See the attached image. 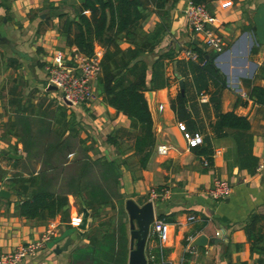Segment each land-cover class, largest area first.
<instances>
[{
	"label": "crops",
	"instance_id": "0c3cea01",
	"mask_svg": "<svg viewBox=\"0 0 264 264\" xmlns=\"http://www.w3.org/2000/svg\"><path fill=\"white\" fill-rule=\"evenodd\" d=\"M138 1V23L114 34V42L98 40L93 47L100 62L105 52L114 54L110 64L121 55L129 58L128 65L135 71L129 79L136 81L145 74L143 93L154 140L146 165L137 163L133 169L129 159L135 157L138 162L133 149L135 130L124 113L103 99L98 79L93 82L96 97L76 105L62 102L56 88L46 86L45 64L52 53L67 52L76 45L68 43L63 23L80 13L91 17V10L82 6L83 0H0V187L15 195L0 197V253L39 238L52 222L56 229L51 245L47 241L18 264H72L76 248L86 246L93 230L103 226L101 212L97 218L85 206L83 193H67V215L25 217L17 208L23 195L15 191L14 180L39 173L44 163H59L63 157L67 161L62 163H67L85 153L123 166L118 167L123 178L118 188L124 199L131 197L141 204L149 199L151 188L168 190L165 198L152 200L156 217L166 214L173 219L165 241L155 232L147 239L146 256L157 247L167 249L155 264H264V171L256 172L264 150V101L256 92V87L264 88V0L208 1L225 41L224 49L212 56L220 85L207 71L196 68V57L186 54L192 43L210 52L192 37L183 12L187 0ZM98 13L97 9L96 17ZM113 33L106 29L103 37ZM179 92L185 97V117H179L171 105ZM220 111L245 117L248 127L216 130ZM178 121L202 132L203 143L188 148ZM67 138L70 143L65 148ZM160 143L172 148L158 153L155 147ZM202 149L210 152L199 153ZM249 154L255 158L252 171L240 166V162L250 166ZM217 175L232 184L222 199L207 193ZM83 208L89 212L86 228L66 235L70 216L75 211L82 214ZM189 214L195 219L188 220ZM113 225L114 219L107 230ZM126 233L130 249L127 220ZM199 234L207 236V244L190 247ZM67 240L66 249L56 252Z\"/></svg>",
	"mask_w": 264,
	"mask_h": 264
},
{
	"label": "trees",
	"instance_id": "16d2710c",
	"mask_svg": "<svg viewBox=\"0 0 264 264\" xmlns=\"http://www.w3.org/2000/svg\"><path fill=\"white\" fill-rule=\"evenodd\" d=\"M193 1L208 4L209 0ZM139 5L138 0H83L82 6L89 8L92 16L87 17L80 13L77 14V19L68 18L63 23V32L68 43L76 44L80 50L91 54L95 41L114 42V34L130 29L138 23L141 16ZM97 9L99 13L96 17ZM106 29H113L114 33L103 37ZM191 50L197 55L196 68L207 71L213 82L220 85L221 78L212 64V56L215 53L201 51L194 43H192ZM113 57L114 54L109 52L102 55L100 62L102 74L100 71L97 78L98 84L102 86L103 99L130 119L131 127L135 130V133L132 134L134 153L138 157L139 166L144 167L154 140L152 117L143 93L145 74L141 70L136 72H142L138 80L129 79V74L135 72L128 65L129 58L121 55L118 61L116 59L110 64L109 61ZM256 92L264 101V88L256 87ZM184 98V95L179 92L171 102L173 110L179 117L186 116ZM224 127L246 129L248 121L233 111H220L214 128L220 130ZM193 129L191 131H194ZM218 134L222 133L218 132ZM69 143L70 138L63 139L65 148ZM62 150L61 147L59 152ZM68 150H71V147ZM26 152L30 155L28 149ZM50 152L48 151L47 154ZM198 152L208 155L210 151L202 149ZM247 159L250 166L241 165V162L240 166L252 171L251 166L254 165L255 158L249 154ZM64 161L67 160H64L63 157L59 163H44L39 173L18 177L14 180L16 181L15 191L23 195V198L18 201L19 213L28 218H51L59 212L67 215V193H83L85 206L92 209L96 216L99 213H96L98 206H109L116 209V215L115 218L113 217L114 225L110 231L107 230V227L110 226L109 223L112 219H108L106 222L102 221L104 229L96 227L97 231H93L90 242L84 247L76 248L72 264H127L129 244L126 222L123 218L125 210L121 205L123 199L121 193L118 192L120 172L115 161L92 158L85 153L76 154L67 163H62ZM115 199L118 201L116 202ZM158 218L167 222L173 220L166 214H159ZM166 252L167 249L163 246L150 250L148 256L149 254L154 255L153 259L149 258L150 264L160 261ZM187 254L184 253L186 256Z\"/></svg>",
	"mask_w": 264,
	"mask_h": 264
},
{
	"label": "built area",
	"instance_id": "2783aa9c",
	"mask_svg": "<svg viewBox=\"0 0 264 264\" xmlns=\"http://www.w3.org/2000/svg\"><path fill=\"white\" fill-rule=\"evenodd\" d=\"M186 23L192 31L193 39H197L207 50L218 53L224 49L225 41L218 32L216 18L204 2H194L187 0L183 9ZM186 54L195 58L196 53L188 49ZM47 71L46 86L53 85L60 91L59 99L69 105H76L80 102L92 101L96 97L93 82L98 78L101 71L100 55L93 51L87 54L80 50L77 45L69 47L68 51L55 50L51 59L45 64ZM177 126L182 133L188 148H196L203 143V134L198 130L191 131L183 121H178ZM172 146L168 143L157 144L155 149L158 153L166 154ZM207 159L203 160L204 165H208ZM264 171V150L261 153L256 172ZM232 190L231 182L221 176H214L212 184L208 187L207 193L212 199H222ZM169 192L167 189L157 190L151 188L149 199L166 197ZM82 214L75 211L69 218V224L78 228ZM188 220L195 219L194 214L187 216ZM56 225L52 222L46 225L39 238L20 243L13 250L0 253V264H18L28 256L36 254L47 241L55 235ZM169 223L162 218L155 216L151 224V232H155L161 241L168 238ZM154 255L147 256L153 259ZM259 264V263H254Z\"/></svg>",
	"mask_w": 264,
	"mask_h": 264
},
{
	"label": "water",
	"instance_id": "95a60500",
	"mask_svg": "<svg viewBox=\"0 0 264 264\" xmlns=\"http://www.w3.org/2000/svg\"><path fill=\"white\" fill-rule=\"evenodd\" d=\"M1 38V36H0ZM182 86V81H181ZM49 87L56 88L51 85ZM183 91V88L182 90ZM69 103L68 101H66ZM13 157H19L17 154H9ZM15 195L7 188L0 187V197L13 198ZM18 198L21 196L17 195ZM124 210L128 215L129 221V241L130 249L127 256V264H150L145 248L146 242L150 235L151 224L154 221V205L153 201L148 199L145 202L139 204L133 198L128 197L124 202ZM89 212L86 208H83L82 219L78 225L79 231H83L86 228L87 218ZM69 240L61 247L57 248L56 252H60L62 249H66ZM208 242V238L205 234H199L191 243L190 247L204 246Z\"/></svg>",
	"mask_w": 264,
	"mask_h": 264
},
{
	"label": "rangeland",
	"instance_id": "374dc122",
	"mask_svg": "<svg viewBox=\"0 0 264 264\" xmlns=\"http://www.w3.org/2000/svg\"><path fill=\"white\" fill-rule=\"evenodd\" d=\"M55 91H57V93H58V96H60V91L58 90V89H54ZM129 161H130V166L134 169L135 167H136V165H137V163L138 162H136V160H135V157H132L131 159H129ZM118 166V165H117ZM121 166V165H120ZM120 166H118V167H120ZM122 168H123V166H121ZM125 167V166H124ZM119 178H121L122 180H123V178H122V176H120ZM121 181V180H120ZM120 183V182H119ZM157 189V188H156ZM158 190V189H157ZM118 192L119 193H121V195H122V199H123V202L121 203V205L124 207V202H125V195L124 194H122V192L120 191V189L118 188ZM115 201L117 202L118 201V199H115ZM98 212H101V216H100V219L101 220H103V221H108V216H110V217H112V219H113V217L115 218V215H116V209L114 210L113 208H111V207H109V206H102V207H100L98 210H97V212L96 213H98ZM107 214V215H106ZM98 215H99V213L97 214V218H98ZM96 218V219H97ZM123 218H125L124 220H125V222H126V220L128 221V215H127V213L125 212V214H123ZM95 219V220H96ZM110 224V223H109ZM108 227H110V226H108ZM101 228H103L104 229V226H102ZM75 231H77V228L76 227H74V226H65V229H64V233L66 234V235H69V234H73V233H75ZM93 231H97V230H93ZM55 240V238L54 237H52L51 238V240H49L48 241V244L49 245H51V243L53 242Z\"/></svg>",
	"mask_w": 264,
	"mask_h": 264
}]
</instances>
